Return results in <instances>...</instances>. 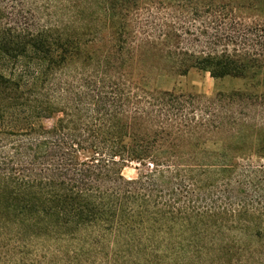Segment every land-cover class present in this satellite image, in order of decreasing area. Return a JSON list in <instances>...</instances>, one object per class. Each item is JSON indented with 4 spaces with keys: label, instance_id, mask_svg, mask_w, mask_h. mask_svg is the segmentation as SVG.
<instances>
[{
    "label": "trees",
    "instance_id": "16d2710c",
    "mask_svg": "<svg viewBox=\"0 0 264 264\" xmlns=\"http://www.w3.org/2000/svg\"><path fill=\"white\" fill-rule=\"evenodd\" d=\"M51 255L264 264V0H0V264Z\"/></svg>",
    "mask_w": 264,
    "mask_h": 264
},
{
    "label": "rangeland",
    "instance_id": "374dc122",
    "mask_svg": "<svg viewBox=\"0 0 264 264\" xmlns=\"http://www.w3.org/2000/svg\"><path fill=\"white\" fill-rule=\"evenodd\" d=\"M252 83L249 80L244 79H232L224 78L217 82L210 78L208 73L192 69L184 77H172L170 81L164 83L163 87L167 89L176 88L179 91L197 92L206 96H211L216 92H231V91H255L256 89L251 87ZM257 91H261L258 89ZM60 120L59 115L44 116L41 119V123L45 127H51L58 123ZM138 165L126 164L122 170V175L126 179H133L136 177ZM89 250V248H88ZM60 256H49L45 264H66L64 260H61ZM88 264L93 262L94 257L92 255L87 257Z\"/></svg>",
    "mask_w": 264,
    "mask_h": 264
}]
</instances>
